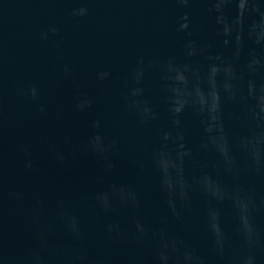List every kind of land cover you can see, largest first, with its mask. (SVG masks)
I'll return each mask as SVG.
<instances>
[{
  "label": "water",
  "instance_id": "1",
  "mask_svg": "<svg viewBox=\"0 0 264 264\" xmlns=\"http://www.w3.org/2000/svg\"><path fill=\"white\" fill-rule=\"evenodd\" d=\"M0 264H264V0H0Z\"/></svg>",
  "mask_w": 264,
  "mask_h": 264
}]
</instances>
